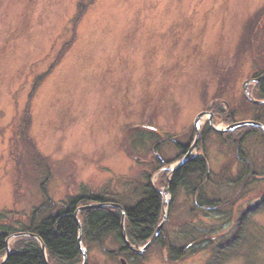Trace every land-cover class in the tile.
<instances>
[{
	"label": "rangeland",
	"instance_id": "1",
	"mask_svg": "<svg viewBox=\"0 0 264 264\" xmlns=\"http://www.w3.org/2000/svg\"><path fill=\"white\" fill-rule=\"evenodd\" d=\"M263 2L0 0V217L14 222V235L47 196L58 203L90 191L136 197L147 176L163 195V227L169 222L173 238L189 221L230 224L264 195V135L256 129H264V104L256 102L264 99L253 81L243 93L244 82L264 71ZM235 136L245 139L231 144ZM199 141L188 154L206 149L205 200L230 202L224 214L217 206L190 220L193 194L180 192L171 213L164 190L192 159L182 163L177 143ZM246 167L260 182L235 192L247 183L237 182ZM220 180L224 190L215 188ZM248 223L264 229V209ZM256 236L248 252L264 264V231ZM219 238L176 262L154 246L138 264H208L210 241ZM118 247L109 237L86 249L82 239L87 258L82 252L79 264H123ZM237 254L226 264H252Z\"/></svg>",
	"mask_w": 264,
	"mask_h": 264
},
{
	"label": "trees",
	"instance_id": "2",
	"mask_svg": "<svg viewBox=\"0 0 264 264\" xmlns=\"http://www.w3.org/2000/svg\"><path fill=\"white\" fill-rule=\"evenodd\" d=\"M208 167L206 162L200 159L188 161L179 172L174 174L173 180L169 187L172 202L169 204V212L172 213L175 198L180 192L193 197L194 200V217H198L201 213H205L208 209L220 207L222 210L227 209L230 202V197L217 200H205L206 187L211 185L210 181H204L202 172H206ZM201 172V174H200ZM244 178L238 179L237 182L244 181L246 185L240 189L234 188L235 192H245L247 185L251 186L252 181H258L260 178L252 173L251 168L245 169ZM197 176V177H196ZM251 177L250 182L248 179ZM195 180V182H194ZM203 181V182H202ZM204 183V184H203ZM215 188L224 190L222 181H215ZM227 183V182H226ZM230 182L229 184H231ZM214 188V189H215ZM137 196H131L119 199L118 195H113L106 192H82L77 196L70 197L60 203L52 201L50 197L38 207H35L31 212L28 225L19 230L36 234L46 246L48 259L52 264H79L82 261V250L79 245V224L76 218V211L81 205L94 203L96 205L109 202L121 203L126 211L125 229L127 237L133 246L139 247L145 245L154 235L156 229L162 221V213L164 210L163 195L159 192L147 176V180L139 183L136 188ZM257 197V196H256ZM198 198V200H196ZM228 199V201H226ZM207 203V204H205ZM210 203V204H209ZM213 206V207H212ZM223 207V208H222ZM226 207V208H224ZM264 209V195L253 200L244 210L240 209L237 219L229 218L230 224L219 225L213 222L214 227L207 224H202L200 220L197 222H185L181 225L174 238L170 237L167 231V225L163 227L158 239L149 248L156 246L165 252L171 260L176 262L189 255L191 250H196L206 239L218 235L221 238L211 240L212 244H216L213 249V255L210 257L208 264H226L232 254L236 255L242 250L245 259L253 257L252 264H261L257 259V253L251 255L248 251L253 245H258V234H261L264 229L254 227L251 231L248 220L251 215H256ZM82 222V239L86 249H90L93 245H104L109 237H112L119 243L118 254L124 259L129 260L133 264L143 262L144 256L149 250L139 255L130 249L122 238L121 220L122 212L120 209L110 208L108 206H94L80 213ZM221 216L220 214H218ZM2 218V219H1ZM6 216L1 214L0 217V255L6 253V242L9 236L17 232L14 222H3ZM217 242V243H216ZM259 242V241H258ZM190 244L194 247L189 248ZM196 246V247H195ZM257 250V249H256ZM198 251V250H196ZM113 251H110V254ZM236 257V256H235ZM259 262V263H258ZM5 264H45L44 255L40 241L34 237L19 238L13 244V250Z\"/></svg>",
	"mask_w": 264,
	"mask_h": 264
},
{
	"label": "water",
	"instance_id": "3",
	"mask_svg": "<svg viewBox=\"0 0 264 264\" xmlns=\"http://www.w3.org/2000/svg\"><path fill=\"white\" fill-rule=\"evenodd\" d=\"M257 103H261V104H264V101H256ZM205 113H200L199 115H197V117H196V119H195V127H198V125H199V123H200V119L202 118V116L204 115ZM241 124H243V123H241ZM246 124V123H245ZM198 135V134H197ZM188 158L189 157H185V159L182 161V163L184 164L185 162H187V160H188ZM179 169V167L178 168H176V169H173L172 170V172H174V171H177ZM165 192H168V191H170L169 190V188L168 189H165L164 190ZM93 206H112V207H118L120 210H121V212H122V220H121V230H122V238H123V240H124V242H125V244L130 248V249H132L134 252H136L137 254H139V255H142V254H144L154 243H155V241L158 239V237H159V235H160V233H161V231H162V229H163V226H164V223H165V221H166V216L164 217V219H163V221L160 223V225L158 226V228L156 229V231H155V233H154V235H153V237L141 248V249H138L137 247H135V246H133L131 243H130V241H129V239H128V237H127V233H126V229H125V221H126V211H125V209H124V207L121 205V204H113V203H107V204H104V203H101V204H98V205H95V204H89L88 206H83V207H81V208H79V209H77V211H76V218H77V221H78V224H79V245H80V247H81V249H83L82 248V222L80 221V219L78 218V213L81 211V210H87V209H89V208H92ZM15 236H19V237H21V236H31V237H35V238H37L40 242H41V244H42V249H43V254H44V260H45V264H50V262L48 261V259H47V255H46V246H45V244L42 242V240L37 236V235H35V234H33V233H27V232H21V233H17V234H13V235H11L10 237H8V239H7V253H6V257H5V259L2 261V262H0V264H5V262L7 261V259H8V257L10 256V254L12 253V248L11 247H9V244H8V242H9V240H10V238H12V237H15ZM82 252H83V255H84V261H85V263H86V258H87V250L86 249H83L82 250ZM84 263V264H85ZM122 263L123 264H127V262H126V260H124V259H122Z\"/></svg>",
	"mask_w": 264,
	"mask_h": 264
},
{
	"label": "flooded vegetation",
	"instance_id": "4",
	"mask_svg": "<svg viewBox=\"0 0 264 264\" xmlns=\"http://www.w3.org/2000/svg\"><path fill=\"white\" fill-rule=\"evenodd\" d=\"M262 5H264V2H263V4ZM262 20V19H261ZM263 21V20H262ZM263 37H264V33H263ZM255 49V48H254ZM250 81H253V82H255V83H257V86H256V96H257V98L258 99H264V71H258V72H256L252 77H250L248 80H246L245 82H244V84H243V93L245 94L247 91H249V83H250ZM207 111H204V113H206ZM264 123V122H263ZM256 129H259V130H261V131H259V130H257V132L259 133V134H261V135H264V132H263V130L260 128V127H256ZM238 137L237 136H235V137H231L230 139H229V142L231 143V144H236V145H238L239 144V138H243V139H245V137H239L238 139H237ZM199 146H201V143H200V141H199V143L196 145V146H191L190 147V145H188V144H184V143H177V147H179L180 148V151L183 153V155H184V157H191L192 159H190V160H193V159H200V158H202L205 162H206V166L208 167V169H209V162H208V160H206V155H205V152L204 151H206V149L204 150L203 149V152L202 153H200L199 151L198 152H196V153H191V154H188L190 151H193V150H196L197 148H199ZM200 149H201V147H200ZM157 157H160L159 155L157 156ZM189 160V161H190ZM181 170V169H180ZM179 170V171H180ZM179 171H177V172H179ZM205 181H210V182H212V179H209V177H207V178H205Z\"/></svg>",
	"mask_w": 264,
	"mask_h": 264
},
{
	"label": "bare ground",
	"instance_id": "5",
	"mask_svg": "<svg viewBox=\"0 0 264 264\" xmlns=\"http://www.w3.org/2000/svg\"><path fill=\"white\" fill-rule=\"evenodd\" d=\"M109 203H112V202H109ZM122 205V204H121ZM123 206V205H122ZM115 208H118V207H115ZM119 209V208H118ZM127 216V215H126ZM126 222V221H125Z\"/></svg>",
	"mask_w": 264,
	"mask_h": 264
}]
</instances>
